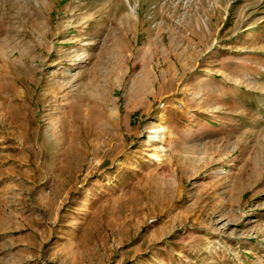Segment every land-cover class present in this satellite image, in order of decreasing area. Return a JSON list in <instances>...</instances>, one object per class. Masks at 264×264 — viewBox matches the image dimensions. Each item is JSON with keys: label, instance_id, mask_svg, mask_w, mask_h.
I'll return each instance as SVG.
<instances>
[{"label": "rangeland", "instance_id": "1", "mask_svg": "<svg viewBox=\"0 0 264 264\" xmlns=\"http://www.w3.org/2000/svg\"><path fill=\"white\" fill-rule=\"evenodd\" d=\"M0 264H264V0H0Z\"/></svg>", "mask_w": 264, "mask_h": 264}, {"label": "bare ground", "instance_id": "2", "mask_svg": "<svg viewBox=\"0 0 264 264\" xmlns=\"http://www.w3.org/2000/svg\"><path fill=\"white\" fill-rule=\"evenodd\" d=\"M75 64H79L78 58L76 59ZM157 134H158V133H157ZM157 134L150 133V134L148 135V136H149L148 140H146V142H144L143 145H150L151 142L157 140V139L159 138V136H158ZM159 139H160V138H159ZM155 156H156V154H154V153H152V152L150 153V157H155Z\"/></svg>", "mask_w": 264, "mask_h": 264}]
</instances>
